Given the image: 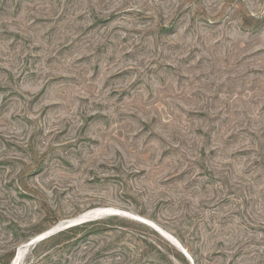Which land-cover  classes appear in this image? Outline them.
<instances>
[{"label": "rangeland", "instance_id": "374dc122", "mask_svg": "<svg viewBox=\"0 0 264 264\" xmlns=\"http://www.w3.org/2000/svg\"><path fill=\"white\" fill-rule=\"evenodd\" d=\"M180 246L264 264V0H0V264Z\"/></svg>", "mask_w": 264, "mask_h": 264}, {"label": "water", "instance_id": "95a60500", "mask_svg": "<svg viewBox=\"0 0 264 264\" xmlns=\"http://www.w3.org/2000/svg\"><path fill=\"white\" fill-rule=\"evenodd\" d=\"M99 211H100V212H98V213H96L95 215H93V217H98L100 214H102V213H106V212H107V213H113V210H109V209H106V210H99ZM89 219H92V218H91V217H83V218H82V217H79V218H76V219L69 220V221L67 222L66 225H63V226L59 227V230H63V229H65V228H68V227H71V226H74V225L80 224V223L85 222V221H87V220H89ZM54 233H55L54 230H51V231L45 232V233H43V234H41V235L35 237L34 239H32V240L28 243V245L33 244V243H35V242H37V241H40V240H42V239H44V238H46V237H48V236H50L51 234H54ZM180 247H181L182 251L184 252V254H185V255L189 258V260L191 261V264H195L193 258H192L191 255L187 252V250H186L183 246H180Z\"/></svg>", "mask_w": 264, "mask_h": 264}, {"label": "bare ground", "instance_id": "6f19581e", "mask_svg": "<svg viewBox=\"0 0 264 264\" xmlns=\"http://www.w3.org/2000/svg\"><path fill=\"white\" fill-rule=\"evenodd\" d=\"M100 212L99 210H94V211H90L89 213L83 214L80 217H91V218H97V217H93V215H95L96 213ZM139 219V218H138ZM90 220V219H89ZM141 220V219H139ZM161 232V230H159ZM162 234H164L165 236H167V234H165L164 232H161ZM170 239V238H169ZM29 245L27 244V246L24 247H28ZM26 251V250H25ZM23 248H21L18 253L15 255L13 261L11 264H21V261L23 259V253L25 252Z\"/></svg>", "mask_w": 264, "mask_h": 264}, {"label": "trees", "instance_id": "16d2710c", "mask_svg": "<svg viewBox=\"0 0 264 264\" xmlns=\"http://www.w3.org/2000/svg\"><path fill=\"white\" fill-rule=\"evenodd\" d=\"M89 224V222H84V223H81V224H77V225H74V226H71V227H68V228H66V229H63V230H60L58 233H56V234H53L52 236H50V237H59V236H61V235H63V234H65V233H67V232H69V231H74V230H76V229H79V228H81L83 225H88ZM82 225V226H81ZM197 264V263H196Z\"/></svg>", "mask_w": 264, "mask_h": 264}]
</instances>
